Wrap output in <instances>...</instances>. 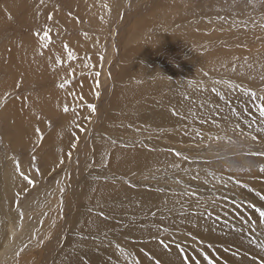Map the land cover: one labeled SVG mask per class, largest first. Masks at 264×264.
Wrapping results in <instances>:
<instances>
[{
	"label": "rangeland",
	"instance_id": "374dc122",
	"mask_svg": "<svg viewBox=\"0 0 264 264\" xmlns=\"http://www.w3.org/2000/svg\"><path fill=\"white\" fill-rule=\"evenodd\" d=\"M26 1L36 7L33 15L42 16L36 29L41 47L53 50L42 60L57 72L51 78L61 72V79L47 85L45 74L36 79L33 56L40 50L26 36L18 44L22 50L13 44V53H28L32 69L18 67L13 56L10 62L2 58L11 81L7 74L1 86L11 92L0 98V264H62L70 258L60 253L67 243L72 258L84 264H93L97 253L122 264H149L141 240L173 246L168 260L175 264H192L189 257L199 264H264V218L256 211L264 210V118L258 107L264 96V0ZM22 11L11 19L5 14L0 24L13 23ZM24 20L18 21L38 18ZM27 25L12 31L21 35ZM17 75L26 82L14 91ZM29 79L43 83L45 92L54 84L59 98L25 95L38 88ZM119 91L128 96L113 102ZM14 113L25 119L23 128L12 125ZM123 153L135 174L112 163ZM128 188L149 191L153 202L162 197L153 192L165 193L173 205L158 202L157 216L115 222L123 226L114 231L99 219L95 233L84 228L93 210L103 218L122 217L129 210L122 200L130 196ZM114 189L121 201L115 192L109 197ZM108 207L114 209L106 214ZM185 213L203 215L209 224L185 225ZM132 223L150 226L151 234L124 228Z\"/></svg>",
	"mask_w": 264,
	"mask_h": 264
},
{
	"label": "bare ground",
	"instance_id": "6f19581e",
	"mask_svg": "<svg viewBox=\"0 0 264 264\" xmlns=\"http://www.w3.org/2000/svg\"><path fill=\"white\" fill-rule=\"evenodd\" d=\"M9 1V3H11V4H8V8H13L14 7V4L17 2V3H20L21 1L20 0H8ZM20 1V2H19ZM13 3V4H12ZM24 3H26V2H24ZM22 4V3H21ZM16 7H18L17 5H15ZM23 8H26V6L25 7H23V5H22V9ZM21 9V10H22ZM30 11H29V10ZM32 12H35V7H30V8H27V9H24V11H23V15H22V17H21V19L22 20H24L25 18H27V17H29V14L31 13L32 15L34 14V13H32ZM32 18V17H31ZM33 19V18H32ZM25 22H26V20H24ZM27 24V23H26ZM24 25V24H23ZM28 26V25H27ZM211 40V39H210ZM211 44V43H210ZM208 45V44H207ZM148 46V45H147ZM149 50H150V48H148ZM203 50V49H202ZM40 54V53H39ZM42 54V53H41ZM11 55H13V60L14 59H17V60H15V61H21V66H20V64L18 65V67H20V68H23V70L26 68V69H32L31 68V65H26V57H22V56H19V55H17L16 53H13V54H11ZM181 55V54H180ZM38 56V55H37ZM37 56H33V60H36L38 57ZM39 60V59H38ZM42 61V60H41ZM39 62H40V60H39ZM15 62H13V64H14ZM37 63V62H36ZM41 64H43V63H41ZM15 67H17V63L14 65ZM35 67H38V66H36V65H34ZM43 66V65H42ZM40 68H41V66H40ZM39 69V68H38ZM15 71V70H14ZM47 72V71H46ZM45 72V73H46ZM123 72V71H122ZM126 72V71H125ZM129 72V71H128ZM43 74H44V72H43ZM50 74V73H49ZM125 74V73H124ZM121 76V75H120ZM39 77L41 78V76H36V79H39ZM123 77V76H122ZM128 77V76H127ZM44 78H45V75H43V80H44ZM48 78H51V76H49ZM43 93L46 95L47 93H48V95H50L51 93L53 94L54 92L53 91H51V90H47L46 92L45 91H43ZM127 92H122V91H119V92H116L114 95H113V97H112V101L113 102H120V101H122L124 98H126L128 95L126 94ZM51 94V95H52ZM54 95V94H53ZM56 98H57V96L56 95H54ZM55 98V99H56ZM19 103L20 102H16L15 103V105H14V107H16L17 105H19ZM175 103V102H174ZM177 104V103H176ZM171 105V104H170ZM173 106V105H172ZM163 111V110H162ZM161 111V112H162ZM180 112V111H179ZM220 112V111H219ZM231 112V111H230ZM229 112V113H230ZM61 113V112H60ZM165 113V112H164ZM226 113V112H225ZM198 115V114H197ZM210 115V114H209ZM221 116H228V115H226V114H224V115H221ZM191 117V116H190ZM197 117V116H196ZM233 118H235V117H233ZM180 119V118H179ZM24 120L25 119H21L20 118V120H19V118L18 117H16V114L14 113L13 114V119H12V125L13 126H18V127H22L21 125H22V123L24 122ZM181 120V119H180ZM213 120V119H212ZM222 121V120H221ZM180 122V121H179ZM183 123V122H182ZM221 124V123H220ZM232 124H234V123H232ZM23 128V127H22ZM114 138V137H113ZM124 153L123 154H120V155H115L113 158H112V163L114 164V166H117V167H121L120 166V164H122V166L123 167H125V166H128L127 165V161H123V158L122 157H124ZM113 167V166H112ZM131 167L132 166H130V167H127L128 169L130 168L131 169ZM135 167V166H134ZM126 168V167H125ZM126 168V169H127ZM116 169V168H115ZM122 169V168H121ZM138 169H140V168H138ZM122 170H125V169H122ZM132 170V169H131ZM135 171V170H134ZM133 170L131 171V172H134ZM113 172V171H112ZM124 172V171H123ZM126 173V172H125ZM124 173V174H125ZM130 174V173H129ZM133 174H135V172L133 173ZM137 174H139V172L137 173ZM142 174V173H141ZM145 174V173H144ZM125 180V179H124ZM149 182V181H148ZM143 183V182H142ZM147 183V182H146ZM155 183H157V182H155ZM217 183V182H216ZM219 183V182H218ZM221 184V183H220ZM127 188V187H126ZM118 189V188H117ZM128 190L130 191V193H128V194H130V196L128 197V196H125V195H123V198H122V200H128L125 204H124V207H127V209L129 208V210H127V212H125V211H123L125 208H123L122 210L121 209H119L121 212H125V214L124 215H122V217H120L119 216V218H118V220H113L112 218H103V217H101L99 214L98 215H95V212H94V210H93V214L92 213H90V214H88V212H91L89 209H88V212H87V214L88 215H90V217L86 220V223L84 224V228L85 229H87V230H89L90 232H93V233H95L94 231H92V230H97V226L95 225V224H93V221L95 220V219H99V220H101L102 221V224H103V226L104 227H109V229L111 228L112 229V231H114L115 229H117V228H122V226L123 225H114V223L115 222H121V221H125V222H128V220L129 219H131L132 218V220L135 222V218H137V217H139V219L138 220H136V222L138 221H140V219L143 217V216H150V215H154V216H157L156 214H155V211H154V209H155V204L156 203H158V202H162V203H164V204H167V205H170V206H172L173 205V202H174V200L171 198V196H169V195H167V194H165V193H160V192H153L154 194H157V195H162V197H160L159 199L158 198H156V199H158V200H156V199H154L155 201L153 202V201H151L150 199H151V197L148 195V193H149V191H147V190H145V189H130V188H128ZM111 192H115L114 194H117L118 196H119V193H120V191H118V190H112V191H110V195H109V197H111L112 195H111ZM183 192V191H182ZM151 195V194H150ZM164 195V196H163ZM153 197V196H152ZM115 198V197H114ZM183 198V197H182ZM116 199H117V197H116ZM119 199H120V196H119ZM119 199H117V200H119ZM137 200V202H138V200H141V202H143L142 203V205H140V203L138 202H136V205L134 206L133 204H132V201H136ZM90 201V200H89ZM94 201H96L97 202V199L96 200H94ZM120 201H121V199H120ZM124 202V201H123ZM148 202H149V204H148ZM93 206V205H92ZM213 206H211V208H212ZM131 208V209H130ZM114 208L113 207H108L107 209H103L104 211H105V213L106 214H108V213H110V211L112 212V210H113ZM138 209H140V210H138ZM213 209V208H212ZM202 210V209H201ZM213 211V210H212ZM203 212V211H202ZM214 212V211H213ZM216 212V211H215ZM207 214V213H206ZM217 214V213H216ZM205 215V214H204ZM200 215H198V217H197V213L194 215V214H184L182 217H180V219L182 220V221H184V224L185 225H187V223H190V221H191V223L190 224H193V222H195V220L197 221V226H201L202 228H203V225H204V227L206 226V225H208L209 223H208V221H205V220H203L204 221V223H203V221H202V217H203V215H202V217H201V219H200V217H199ZM205 217V216H204ZM206 217H207V215H206ZM115 218V217H114ZM180 219H173V221H170L171 223H173V222H177V223H179L180 222ZM212 219V218H211ZM209 220V219H208ZM89 221H91V224L89 223ZM202 222L203 224H199L198 222ZM213 222V221H212ZM114 226H117V227H114ZM137 226H139V225H137ZM135 224H131V225H129V226H125L124 228L125 229H127V228H129L130 229V231L133 233H139V231H143V229H141V228H145L146 230H147V232H148V230H151L152 228L150 227V226H143V227H137ZM114 228V229H113ZM207 228V227H206ZM237 229V228H236ZM119 230H122V229H119ZM126 231V230H125ZM126 233H128V232H126ZM141 233V232H140ZM148 233H150L151 234V232L149 231ZM147 233V234H148ZM112 234V233H111ZM94 239H98L99 237L95 234H93V236H92ZM115 238V237H114ZM76 239V238H75ZM113 239V238H112ZM74 239H72L71 238V240L68 238L66 241L67 242H71V241H73ZM161 242H163L162 240H160L159 242L158 241H147V240H141L140 241V243H139V245H141V244H143V247L145 248V249H142V250H140V252H141V254H143L144 256H146V258L147 259H149V264H152L151 263V261H150V256H154L156 259H158V260H164L167 264H175V263H173V262H171V261H169L168 259H169V256H171V254H174L175 253V250H174V248H173V246H166V248H164L165 247V245H163ZM137 246V244L136 245H134L133 244V247L135 248ZM71 246H70V244L69 243H67V246H66V249H64V250H62V252H60L61 253V255H66V254H68V255H70V258L69 259H65V260H63L62 261V264H77V262H79V264H84V263H81L79 260H77V258H75V259H73L72 257H73V255L71 254V252H72V249L70 248ZM130 248H131V246H130ZM74 254V253H73ZM175 255V254H174ZM173 256V255H172ZM143 258V257H142ZM153 259V258H152ZM155 260V259H154ZM93 261H94V263L93 264H122L121 263V261L120 260H118L116 257H114L113 255H111V254H104V253H97L96 254V256H94L93 257ZM144 261V260H143ZM243 263V262H242ZM154 264V263H153ZM245 264V263H244Z\"/></svg>",
	"mask_w": 264,
	"mask_h": 264
},
{
	"label": "crops",
	"instance_id": "0c3cea01",
	"mask_svg": "<svg viewBox=\"0 0 264 264\" xmlns=\"http://www.w3.org/2000/svg\"><path fill=\"white\" fill-rule=\"evenodd\" d=\"M21 1V2H20ZM19 2L20 3H15L14 4V9L11 11V9L10 8H8L7 6H6V4H5V0H1L0 1V7H2V8H0V19H1V21H0V23H2L3 21H6V19L4 18V19H2V17L3 16H5V14L6 15H8L9 17H10V19H11V17H13V11H18V10H21L22 9V5H24V6H26V8H24V9H27V8H30L31 6H33V5H31V3L29 2V1H26V0H20ZM31 1V0H30ZM24 2H26V3H24ZM22 3V4H21ZM29 3V4H28ZM13 4V3H12ZM8 5V4H7ZM15 5H17L18 7H16ZM34 7V6H33ZM2 9H3V11L5 12H2ZM29 10V9H28ZM35 10H36V7H35ZM30 11V10H29ZM36 12V11H35ZM1 14H2V16H1ZM15 14H16V16H18V12H15ZM22 15H23V11H22ZM5 17H7V16H5ZM22 17V16H21ZM21 17L20 16H18L17 17V20H13L14 22L13 23H11V24H8V25H6V23H5V25H1L0 24V98H3V97H7L9 94H8V92H11V91H3V87L4 86H1V84H2V82L4 81V77H6V75H7V78H8V81L10 82L11 81V77L9 76V72L7 71V68H5L6 66H7V64H6V62H3L2 61V58L5 56V58L7 59V61L8 62H10L9 60H11V56H13V55H11V54H13V52H14V47L16 46V49H15V51H18V50H22V46H19L18 44L19 43H21V42H23V39H27V38H24V37H22V36H26V37H28V39H27V44H28V42H34V41H37V43H35V44H37L38 45V49L40 50V54H38V58L36 59V60H34V62H33V65H36V66H38L37 67V75L36 76H42V74H43V72H44V74H45V77H49V76H53L55 73H57V72H54V69H52V67L50 66V64H48V62H46L45 61V59L44 60H42L43 58H44V56H45V54L47 55L48 54V57H49V52L50 53H52L53 54V50H48V49H44V48H42L41 47V45H40V42H41V36H39V31H40V29H38V30H36L38 27H40V25L42 24V21H41V19H42V16L41 15H38V14H35V15H32L31 13L29 14V17H32L33 19H35L36 17L38 18V20L36 21L35 20V22H27L28 23V25H29V27L27 28L28 30L25 32V29H24V32L21 34V35H19V33H20V31H19V33L17 34V31L15 32V31H12V30H15V29H20L19 28V26L21 25V26H23L24 28L26 27V23H24V21H18L19 19L21 20ZM8 18V17H7ZM9 19V20H10ZM33 21V20H32ZM24 24V25H23ZM22 28V27H21ZM12 33H15L14 35H12V36H10V37H5L7 34H12ZM4 37V38H3ZM17 40H18V42H17ZM13 44H15V46L13 45ZM33 47H35V45L33 46ZM42 53V54H41ZM59 53H57V55H58ZM43 55V56H42ZM26 59H27V57L29 56V54L28 53H26ZM54 58H56V56L54 55L53 56V59ZM40 60V62H39V60ZM42 60V61H41ZM51 60V59H50ZM26 62L28 63V61L26 60ZM37 62V63H36ZM41 63H43V64H41ZM44 64H48L46 67H47V72L45 73V71L43 70V66H44ZM28 65H29V63H28ZM43 65V66H42ZM40 66H41V68H40ZM39 68V69H38ZM12 73V72H11ZM50 73V74H49ZM58 79H56L55 80V78H57V77H52V78H46L45 79V81L43 82V83H46L45 85H47L48 84V82L50 83H52V82H54V84L56 83V81H58V80H60L61 79V72H59L58 73ZM16 77H18V83H17V86H16V88L14 89V91L16 90L17 91V88L19 89V88H23V87H25V82H26V80L25 79H22V77L21 76H16ZM4 78V79H3ZM14 80V79H13ZM29 80H32L33 81V83L36 85V83L34 82V81H37L36 79H29ZM47 80V81H46ZM31 82V81H30ZM43 83H40L39 85H36L38 88H36V89H34L33 90V92L34 93H30V94H25V91L22 93V94H19V95H22V97H24V94L25 95H27V96H30V97H34L32 94H41V93H43V91H44V89H43V86H44V84ZM53 84V85H54ZM53 85L51 86V85H49L48 87H46L47 89H49V90H52L53 91ZM13 91V92H14ZM12 92V94H11V97H12V95L15 93H13ZM54 94V93H53ZM54 95H56V94H54ZM16 96H18V95H16ZM16 96H13L12 98H15ZM57 96V98H59V96L58 95H56ZM21 97H18L17 99H15V100H13L14 101V103L15 102H17L19 99H20ZM60 100V99H59ZM12 102V101H11ZM3 103V102H2ZM2 103L0 104V105H2ZM8 105V104H7ZM59 106L60 105H58V107H57V111H59ZM3 108L4 107H2L1 109L3 110ZM49 109L51 108V107H48ZM50 110H53V109H50ZM41 112V111H40ZM53 114H54V112H53Z\"/></svg>",
	"mask_w": 264,
	"mask_h": 264
},
{
	"label": "snow or ice",
	"instance_id": "6c2138e0",
	"mask_svg": "<svg viewBox=\"0 0 264 264\" xmlns=\"http://www.w3.org/2000/svg\"><path fill=\"white\" fill-rule=\"evenodd\" d=\"M49 19H51V16H49ZM44 38H45V39L48 38V31H45V32H44ZM44 46L47 47V44H45ZM68 56H69V59L71 60V59L74 58V53H72L71 51H69ZM101 59H102V58H101ZM99 76H100V73L97 72V73H96V86H97V87H99ZM68 82H69V81H66L65 83H62V84L60 85V87H62V88L65 87L66 84H67ZM96 95L98 96L99 93L97 92ZM250 98L253 99V100L257 99L256 94H255V93H252V95H251ZM258 99L261 101V105L258 106V107H259V115H260L261 118H264V96H260V97H258ZM88 107H89L93 112L95 111V105H93V104H89ZM65 111H67V107H65ZM81 130H82V129H81ZM37 131H39V130L37 129ZM253 139H255V137H253ZM262 155H264V153H262ZM261 172H264V168H261ZM24 178H25L26 180H28V177L25 176ZM28 182H29V183H32L31 180H29ZM256 211L259 212V217H260V218H264V210H260L259 208H257ZM262 251H264V248H262ZM189 259L192 260V264H199V261H198V260L193 259V258H191V257H189ZM204 259L207 260L208 258L205 256ZM77 264H79V262H77ZM208 264H213V261H212V260H208Z\"/></svg>",
	"mask_w": 264,
	"mask_h": 264
}]
</instances>
